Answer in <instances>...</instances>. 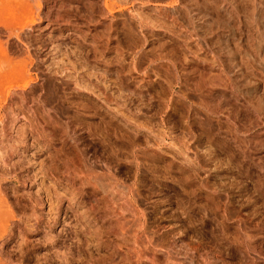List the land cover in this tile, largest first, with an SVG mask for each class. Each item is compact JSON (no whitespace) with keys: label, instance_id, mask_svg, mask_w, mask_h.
I'll list each match as a JSON object with an SVG mask.
<instances>
[{"label":"rangeland","instance_id":"1","mask_svg":"<svg viewBox=\"0 0 264 264\" xmlns=\"http://www.w3.org/2000/svg\"><path fill=\"white\" fill-rule=\"evenodd\" d=\"M0 264H264V0H0Z\"/></svg>","mask_w":264,"mask_h":264}]
</instances>
